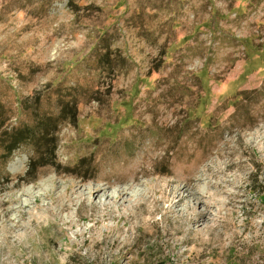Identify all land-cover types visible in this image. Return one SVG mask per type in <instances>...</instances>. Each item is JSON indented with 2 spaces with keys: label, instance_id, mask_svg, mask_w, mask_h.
Wrapping results in <instances>:
<instances>
[{
  "label": "rangeland",
  "instance_id": "1",
  "mask_svg": "<svg viewBox=\"0 0 264 264\" xmlns=\"http://www.w3.org/2000/svg\"><path fill=\"white\" fill-rule=\"evenodd\" d=\"M156 262L264 264V0H0V264Z\"/></svg>",
  "mask_w": 264,
  "mask_h": 264
},
{
  "label": "trees",
  "instance_id": "2",
  "mask_svg": "<svg viewBox=\"0 0 264 264\" xmlns=\"http://www.w3.org/2000/svg\"><path fill=\"white\" fill-rule=\"evenodd\" d=\"M243 93L239 94V97H243ZM241 99L240 103L242 104ZM239 101L236 102L238 104ZM238 108L235 109L234 113L232 114L231 118H234L235 115L238 112ZM64 114L61 116H57L56 118H53L49 120L46 125L50 126L52 124V121L62 119L64 120ZM48 138H53L52 134L48 131H43V120L30 129V127L27 128H18L16 130L11 131L10 133H5V136L3 137V150L5 151V159L9 158V156L20 148L22 145H28L33 148L34 158H32L28 165L27 170V176H33L36 171L40 168H43V166L46 164H43V155L49 154L50 156H54L55 154V142L52 144L51 149L48 151L49 148V141ZM153 264H164L163 262H156Z\"/></svg>",
  "mask_w": 264,
  "mask_h": 264
},
{
  "label": "bare ground",
  "instance_id": "3",
  "mask_svg": "<svg viewBox=\"0 0 264 264\" xmlns=\"http://www.w3.org/2000/svg\"><path fill=\"white\" fill-rule=\"evenodd\" d=\"M135 176H133L132 178H134ZM99 190H94V189H89V194L92 196H97ZM69 206L67 204H64L62 201H59V204L57 206V212L58 211H62V210H66ZM52 215L54 216V213H52Z\"/></svg>",
  "mask_w": 264,
  "mask_h": 264
}]
</instances>
